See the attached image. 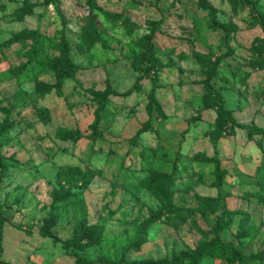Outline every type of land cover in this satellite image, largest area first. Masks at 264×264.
Returning <instances> with one entry per match:
<instances>
[{
    "label": "rangeland",
    "instance_id": "374dc122",
    "mask_svg": "<svg viewBox=\"0 0 264 264\" xmlns=\"http://www.w3.org/2000/svg\"><path fill=\"white\" fill-rule=\"evenodd\" d=\"M38 34L46 47L31 69ZM148 38L160 63L150 70ZM65 47L73 68L61 80ZM207 81L234 119L218 136ZM6 118L0 264L177 261L215 241L232 261L200 264H264V133L244 128L264 129V0H0ZM42 227L81 244L65 249Z\"/></svg>",
    "mask_w": 264,
    "mask_h": 264
},
{
    "label": "trees",
    "instance_id": "16d2710c",
    "mask_svg": "<svg viewBox=\"0 0 264 264\" xmlns=\"http://www.w3.org/2000/svg\"><path fill=\"white\" fill-rule=\"evenodd\" d=\"M223 32H224V37L227 36V27L222 25L221 26ZM41 34L36 35L34 41H33V46L30 50V59L24 63L26 66H31V69L33 66L40 67L41 62H42V52L44 48L46 47V40L41 37ZM44 36V35H43ZM66 47L62 49L63 52V67L61 69V72L59 73L58 77L62 80L66 75H68L69 71L72 70L73 65L71 61L66 57L65 52ZM36 58V60H33ZM139 60L143 63L146 64V70L154 69L157 67L160 63L158 60V57L154 56V46L151 42V39L148 38L145 42V51L143 54L140 56ZM209 91L206 93V96H212L216 100L217 104L219 105L220 112L218 114V119H217V136L219 135L220 130L222 129L223 123L226 121V119H229L234 122L233 117L230 115V113L223 107V102L224 98L222 97L221 93L211 87L209 85V82H206ZM149 101L150 104L155 103V99L153 97V94L150 93L149 95ZM98 123H99V118L95 119L94 122L91 124V133L90 137L95 138L98 134ZM13 126V122L10 121L9 119H5L1 125H0V140L2 137L7 136L10 129ZM244 128L250 133V134H257L261 135L264 133V129L258 128L256 126H248L244 125ZM58 135L61 136L62 138H72L74 140L79 139L82 137L81 133L76 130H67V129H59L58 130ZM216 137V136H215ZM214 143L216 142V139H213ZM5 162H10L13 163V159H7L3 156H0V166H2L3 163ZM213 166H214V174L215 178L217 180L218 184H222L224 181V177L222 176V171L220 169V164L219 160L217 158H212ZM90 179V173L88 171H80L78 170L76 175H75V182L76 183H86L87 180ZM82 192H67L66 195L63 196V198L69 199V198H76L79 196H82ZM159 196L164 199H168L170 197V191H161L159 192ZM170 203V202H169ZM178 212V211H176ZM169 219H172L173 217L171 215H168ZM4 220L2 216L0 215V244H1V238H2V232H3V227H4ZM82 230V227H79V232ZM41 231L43 234L51 236L55 241H59L61 245L65 249H70L74 250L75 248H79L80 242H79V236L74 234L72 238L69 241H63L61 240L57 235H54L51 233V231L48 228L42 227ZM207 257H211L213 259H220V260H230L232 261V248L228 243H224L222 241H215L212 244L206 245L202 247L197 254L195 255H188L185 257H182L180 260H167V259H158V260H147L146 263L143 264H200V262Z\"/></svg>",
    "mask_w": 264,
    "mask_h": 264
}]
</instances>
